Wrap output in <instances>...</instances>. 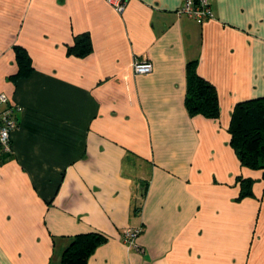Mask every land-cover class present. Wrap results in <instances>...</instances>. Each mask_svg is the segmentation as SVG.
<instances>
[{
    "label": "crops",
    "instance_id": "0c3cea01",
    "mask_svg": "<svg viewBox=\"0 0 264 264\" xmlns=\"http://www.w3.org/2000/svg\"><path fill=\"white\" fill-rule=\"evenodd\" d=\"M182 3L0 0V94L21 108L0 146V264H60L86 232L106 238L86 264H264V179L228 133L234 106L264 97V0H210L203 24ZM84 33L90 52L69 53ZM16 46L32 70L13 79ZM189 62L216 119L186 109ZM137 227L140 251L121 240Z\"/></svg>",
    "mask_w": 264,
    "mask_h": 264
},
{
    "label": "trees",
    "instance_id": "16d2710c",
    "mask_svg": "<svg viewBox=\"0 0 264 264\" xmlns=\"http://www.w3.org/2000/svg\"><path fill=\"white\" fill-rule=\"evenodd\" d=\"M91 50L88 34H79L74 44L68 48L69 53L85 56ZM18 63V72L13 79L27 76L32 67L26 51L14 47ZM185 106L190 116L201 115L207 119L219 116V104L216 90L212 84L200 77L196 72L195 62L186 67ZM229 145L239 160L240 166L252 171H260L264 179V97L237 103L230 116L228 127ZM239 199L252 196L251 178H237ZM106 241L97 232L79 233L70 237L62 252L60 264H86L95 249Z\"/></svg>",
    "mask_w": 264,
    "mask_h": 264
},
{
    "label": "built area",
    "instance_id": "2783aa9c",
    "mask_svg": "<svg viewBox=\"0 0 264 264\" xmlns=\"http://www.w3.org/2000/svg\"><path fill=\"white\" fill-rule=\"evenodd\" d=\"M117 13H122L129 0H104ZM178 15H185L193 19L198 24L212 18L210 0H183L182 5L176 11ZM134 74H148L152 71L151 63L146 60H134L132 62ZM21 108L9 103L8 98L0 94V146L1 149L8 152L10 150L11 133L17 128V121L14 113ZM142 232L141 227L127 228L122 232L121 240L128 248L140 251L136 246L135 239Z\"/></svg>",
    "mask_w": 264,
    "mask_h": 264
}]
</instances>
